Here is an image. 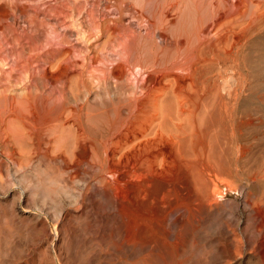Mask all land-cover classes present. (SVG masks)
<instances>
[{
  "label": "bare ground",
  "instance_id": "obj_1",
  "mask_svg": "<svg viewBox=\"0 0 264 264\" xmlns=\"http://www.w3.org/2000/svg\"><path fill=\"white\" fill-rule=\"evenodd\" d=\"M116 1L119 0L101 2L105 13L115 10ZM210 3V10L203 12L202 18L206 23L201 29L198 27L193 42L179 40L182 33L176 35L175 30L171 34L172 38H178L177 43L169 42L167 33L158 27L159 21L152 20L154 17L143 20L147 34L159 40L167 51L165 59L171 51L172 57L183 60V63L160 61L164 51L161 53L158 49L153 53L151 63H126L124 59L130 54L124 53L128 48L120 46L125 52L113 50L118 58L114 59L117 63L108 61L111 70H100L97 63V67L89 71L95 83L108 77L116 78L118 82L114 87L115 95L109 92L97 94L93 105L87 96H81L77 86H70L56 73L62 65L77 66L76 63H67L70 57L62 60L59 54L72 41L66 37L58 41L60 36L56 34L46 37L44 33L47 30L41 28L42 23L38 24L40 11L42 15L47 11L58 13V6L45 2L41 7L32 9L33 15L28 16L29 12L22 9L20 16L0 21V164L8 161L7 176L10 178L7 186L18 184L21 197L29 199L37 207L39 213L36 216L50 214V203L54 206L55 223H58L66 210V203L57 201L58 195L62 190H72L74 203L87 204L92 208L89 211L91 217L85 218L78 231L85 232L95 223L102 237H119L120 242L116 244L118 251L133 257L148 252L141 263L138 258L137 264H201L204 258L206 263L214 264L215 259L222 262L226 254H240L244 248L257 252L260 255L258 264H264V143L256 148L241 141L243 130L239 124L244 123L246 115L233 111L235 97L229 93L232 75L228 69L220 68L219 78L225 81L224 90L218 87V77L216 82L209 80L210 77L204 81L214 95L205 96L207 91L200 88L205 96L203 107L208 111V128L198 141L200 150L196 146L191 156L187 123L190 99L188 101L184 94L202 83V78L197 80L196 75L193 76L200 70L193 62L200 61L201 54H207L208 62L212 63H249L252 60L251 47L260 45L264 51V2L252 8L249 7L250 0H214ZM83 5L79 7L77 4L76 11L83 19L80 25L86 23L88 29H80L82 31L78 34L94 42L107 28L104 32V25L95 20L92 9L82 15ZM177 6L175 3L170 9ZM166 9H163L165 19L170 11ZM254 35L257 37L250 40ZM155 44L152 43V46ZM132 54L133 58L135 54ZM101 58L104 61L100 55L99 63ZM129 67L132 69L129 72L135 70L131 79L134 75L137 78L132 87L128 83L122 84L125 69ZM83 69L85 72L89 70ZM153 73H160V78L151 79ZM176 73L179 77L172 79L174 88L171 91L165 88L162 81L159 83L161 78ZM137 75L141 78L145 76L140 80ZM188 77L191 84L188 87L181 85L178 79ZM95 83L98 88L100 83ZM89 84L86 82L82 86L86 89ZM18 89L23 93L17 94L15 91ZM191 100L198 108L199 101L193 97ZM235 134L239 138H235ZM234 138L236 140L233 141ZM25 162L28 164L24 165ZM40 163L44 164V168ZM6 184L0 182V190ZM225 189L239 192L241 200L225 201ZM37 196L42 200L36 206ZM133 213L148 218L162 217L161 230L168 238V242L165 240L168 260L158 262L157 259L163 255L154 252L157 248L136 237L139 224L131 216ZM11 217L10 221L17 222L15 214L11 213ZM210 217L224 238L221 241L215 236L217 232L204 238V224ZM67 228L63 233L67 232ZM53 230L57 238V224ZM43 231L48 233L45 228ZM74 234L67 236L68 249L73 260H78L85 248L80 241L72 242ZM186 235H189L188 240ZM206 249L208 255H205Z\"/></svg>",
  "mask_w": 264,
  "mask_h": 264
},
{
  "label": "rangeland",
  "instance_id": "obj_2",
  "mask_svg": "<svg viewBox=\"0 0 264 264\" xmlns=\"http://www.w3.org/2000/svg\"><path fill=\"white\" fill-rule=\"evenodd\" d=\"M45 2H52L54 3V5L58 6V11H57L58 13H55L53 11H50V12L47 11L45 12V15H42L40 11L39 14L41 15V18L38 24L42 23L40 25L41 28L47 30L44 33L46 37L55 36L54 34H56V36H60L57 39L58 41L62 40L65 37L68 38V40L72 41L71 43L66 44L65 45L66 47L64 46V48L60 51L59 54L62 60L69 59L70 57L67 63L77 64V66H72V67L69 65H62L63 67L61 66V69H59L56 73L58 77L63 78L64 79L63 81L67 82L70 86L73 84H74L73 86H77L78 89H80L81 96H87L89 98V103L93 105L94 97L97 94L102 95V94H107L106 92H109L111 93V95H115L114 87L118 85L116 78L108 77V79L106 80H101V81L95 80L97 84L100 83L98 84V88H97V86L93 84L95 83L94 78L93 79L90 78L91 76H93V74L89 72V71H93L90 69L91 68L93 69V67H95L97 63L99 65H97L98 67L97 66L96 67L97 68L100 67L99 68L100 70L102 69L111 70L112 66H111V63L109 62L112 61V63H114L115 60H117L118 58L117 56H114L115 50H118V52L124 50L123 48L121 50V47H125V49L126 48L129 49L127 50L130 53L127 52V50H126L127 53L125 52V50L123 51L125 52L124 55L130 54L129 57H126V59H124L126 63H135V62L136 63L138 62L151 63L152 55L158 49V52L161 50L160 52L163 53L164 51L163 55L159 57L160 61L162 60V62H164L163 59H165L167 51H165V49L162 47L159 40L157 39L154 40L152 39L151 35L147 34L145 30L146 25L144 24L145 22L143 20H145L146 18L152 19L153 17L154 18L156 17L157 19L153 18L152 20L159 21L158 27L161 31L167 33L169 42L174 41L175 43L178 39L176 37L172 38L171 32L174 30L176 31V35L177 33L178 34L182 33L181 34L182 36L181 38L179 37V40H183L184 42L187 41L188 43L189 41L193 42L195 41V36L198 30V27L201 29V26L206 23L205 18H202L204 16L203 12L206 10L207 11L210 10L211 8L210 2H214V0H157V1L156 0H148V1L147 0H119L118 2L117 1L115 2L116 3L115 10H112L113 12L111 11L109 13H105L106 11L103 9V5H101V2H104V0H94V1L93 0H62V2L61 0H0V21L4 20L5 18H9V17H11L12 19L14 15L20 16L22 9L23 10L25 9L29 12L28 16L33 15L32 9L41 7L42 4ZM81 2H82V5L85 3L87 4V5H83L86 10L82 8V15L84 14L85 16L87 12H89L92 9L93 10L92 13L95 11L93 13L95 20H97V22H100V23L102 22V24L104 25L102 27L104 28V32H105V29L107 28V31L96 41L94 40V42L93 40L91 41L86 40L85 38L81 36V34H78L80 31L82 30L84 31L85 29H88L86 23H83L82 25H80L79 23L83 19L81 18V16L78 17L76 6L77 4H79V7L80 6L82 7ZM195 2H197V4H195ZM250 2L251 3L249 4V7L252 8L255 5H258L260 3L262 4L264 0H250ZM151 3H152V6H151ZM157 3H158V6H157ZM173 3L174 4L177 3L179 6H177L176 9L174 7H173L174 9H170V7L174 5ZM194 4L197 6H195ZM72 5H75V6H72ZM144 7L145 8L147 7V9H145ZM164 8L165 9L167 8L166 10H170L167 16V19L169 18L168 20L163 18ZM153 9L155 12L153 11ZM198 10L200 12L199 14H198ZM133 11H136V13ZM127 12L129 13V16ZM135 19H138V20H135ZM142 22L143 24H141ZM124 24H126V26H124ZM79 25L81 27H78ZM123 26L124 28L122 29L121 27ZM125 28L126 29L130 28V29L126 30ZM164 28L166 30H164ZM128 30L129 32H127ZM130 32H132L131 33L132 35H130ZM134 32L135 34H137V36H133ZM189 33H191L190 36L188 35ZM109 34H111V36H109ZM123 35L126 36L124 37V39L119 38V37H122ZM142 36H144L143 39H141ZM46 37H44L43 39H46ZM128 37L129 39L131 38L130 39L131 41L128 39ZM133 37H134V40H133ZM256 37L257 36L254 35V36H251L249 39L252 40ZM127 39H128V42L126 41ZM113 40L115 41V43ZM90 42H93V44L92 43L90 44ZM154 42H156L157 44H155V46L154 45L152 46V43ZM72 46H74V49H70V47L72 48ZM140 46H142L143 48H141ZM259 46L260 45H258V47ZM258 47L257 46H255L254 48L251 47L252 60L249 63L243 62V61L233 62V63H218V62L212 63V62H208L209 60L206 56L207 54L205 53L204 55L201 54L200 61L197 60L198 62L197 61L193 62V63H197L198 66L200 67V70L196 73H193V76L196 75L195 77L197 78V80L199 78H202V81H201L202 83L199 84L198 87L197 86L191 87L188 91L184 92V94L187 96V100L189 101L190 99L188 103L187 123H188V133H189L188 143H189V150H190L191 156H193L192 152L195 149V147L199 146L198 141L200 140V137L205 132V130L208 128L206 125L207 123L206 115L208 111L206 110L205 107H203L204 97L214 95L210 92L211 90H209L207 83L204 84V81L205 80L207 81V79L210 77L209 80L211 79L212 82H216L217 79L219 78L220 68L228 69L232 75L231 76L232 84H231V88L229 89V93L231 94V96L235 97L234 104L235 103L236 104L233 107V111L235 110V113L241 111L242 114L246 115L244 119V123L239 124V128H241V131L243 130L241 132L242 134L240 135L241 141H243V143L247 142L248 144L256 148L260 147L261 144L264 143V51L261 49V47L259 48ZM88 48L91 49V51ZM105 50H106V53H105ZM63 51H65L66 54ZM142 52H145V53H142ZM110 53H112L113 55ZM99 54L101 55V57L104 58V61L101 58L102 61L100 63L98 62L100 61ZM108 54H110L111 56ZM131 54L132 56L135 54L133 58L131 57ZM62 55L64 56V58H62L63 57ZM96 56L98 58H96ZM105 57L106 58L108 57V58L106 59ZM145 57L146 59H144ZM129 59L134 62L129 61ZM91 60H93L94 62ZM177 60L179 59H176L175 56L172 57V52L170 51L168 59H165V62L166 63H177V62L183 63V60L181 61L180 60L177 61ZM103 62H104V65H101V63ZM61 63H64V62H61ZM79 63L82 65L84 63V65L83 66L80 65L79 67L78 66ZM210 63L213 65H211ZM0 64H1V61H0ZM83 67L89 68L88 72L87 71L85 72ZM127 69H125V73L123 77V80L125 79V81H122V84L126 85L128 83L129 85L131 84V87H132L137 81V78H135L136 75L134 76L132 75L134 79L133 78H132L133 80L131 79V74L135 70H133V72H129L132 69L130 70V67L128 70ZM154 74L157 75V73L151 74V76L153 75L151 79L156 80V77L160 78V73H158L159 75L157 76H155ZM137 76H138V79L143 80V77L145 75L142 76V78L140 75H137ZM176 76L179 77V74L176 73L175 75H167L161 78L162 80L160 79L159 83L162 81V83L165 84V88L168 87L169 91H171L174 88L173 85L171 84V81ZM188 79L189 77L182 79V80L180 79L178 80L179 82H181L180 83L181 85H185L188 87L191 84V81ZM87 80L90 82H88ZM228 80L229 79L227 78V81ZM86 82L90 83L89 84L90 86H87L85 89L82 85L83 83H86ZM218 82H219L218 87L224 90V84H225L224 79L221 80L219 78ZM105 83H108V84H105ZM200 88L201 89L204 88L207 91V94L205 96H203V91L200 90ZM15 92L17 94L23 93L21 89H18ZM216 92L217 91L215 90V93ZM199 93L201 95H199ZM226 95L228 94L226 93ZM192 97L193 99H196L197 101H199L200 104L198 108L193 106V101L191 100ZM216 128L218 129L217 126ZM234 137L239 138V136L236 134ZM235 138L233 139V141L236 140ZM208 139L210 140V135L208 136ZM197 149L200 150V146ZM27 164L28 162H25L24 165H27ZM53 165L57 166L56 164H53ZM40 166L44 168L43 163H40ZM7 167H8V161L7 162L4 161L3 163L0 164V180H1L0 182L5 183V184L8 183L7 180L10 178L7 176ZM7 185H9V183L6 184V186ZM6 186L4 188H1L0 190V264H77V263L78 264H137L138 258L141 263L143 258L146 256L145 254L148 253L146 252L141 255L139 254L138 257H133L130 254L125 253L124 251H118L117 250L118 247H116V244L117 242H120L119 237L117 238H115L114 236L113 237L107 236L106 238L105 236L102 237V234H100V231L95 223L94 225L92 224L91 227L85 232H83V230L78 231L79 225H82L84 223L85 218L91 217L90 216L91 214L89 213V211L92 208L90 205H87V204L81 205L78 203H74V200H73L74 193L72 192V190H68V191L62 190L60 194L58 195L57 201L63 200L64 203H66L64 206L66 210H65V214L62 215L63 217L59 219L58 223H55L56 216H55V213H53L54 211L53 205L48 203L51 209L50 214H42V215L36 216L39 213L36 210L37 207H35V205L29 199L27 198L23 199L21 197L22 196L21 188L18 186V184L15 183L14 187L12 186L13 188L10 186H7V187ZM225 193H226L224 197L225 201L236 200V199L238 201L241 200V194L237 191L225 189ZM35 199L37 202L36 204L37 206L39 205V201H41L42 198L37 196ZM56 211H57V208H56ZM11 213L15 214V218L17 219V222H14V220L10 221V218H12ZM134 214L135 213L131 214V216L134 217L136 219V222H138L139 224V230H138V234L136 237H138L140 241L144 243L153 244L154 248L155 247L157 248V249H154V252H157L159 255H163V257H160L157 259L158 262L159 261L162 262L163 260H168L169 256L166 255L168 251H167V248L165 249L167 242H168L167 241L168 238L166 237L165 233H162V230H161L163 229L162 217L148 218V217H145L146 215L141 216V215H134ZM56 224L59 228V234L57 238L54 237V234L56 232L55 230H53L55 229ZM245 224L246 223L242 224V228L245 226ZM72 226H73V229H72ZM74 227H77V228H74ZM43 228L47 229L48 233L46 231H43ZM64 228H67V232L63 233ZM213 232H217L215 236L218 237L219 239L218 241H221L223 237L220 236L219 229H217L215 221L212 220V217H210L209 219L207 218L204 224V238H207L208 235L212 234ZM72 233H75L72 236V242L80 241L82 242L81 245L85 248L84 254L79 255L80 257L78 258V260L77 259L73 260L72 252L68 249L69 243L67 241L68 239L67 236H69V234H72ZM188 236L189 235H186L187 240H188ZM103 238H105V240H103L102 242L101 240ZM224 241H227V240H224ZM189 244L190 242L188 243V245ZM204 252H205V255H208L207 249ZM205 260L206 259L204 258L201 264H209V263H206ZM259 260H260V255L257 252H255L251 248H244V250L240 254H235V253L226 254L222 262L220 259H215L214 264H258Z\"/></svg>",
  "mask_w": 264,
  "mask_h": 264
}]
</instances>
